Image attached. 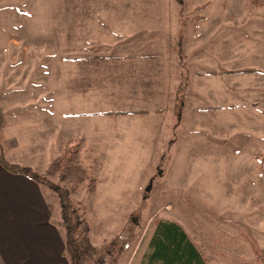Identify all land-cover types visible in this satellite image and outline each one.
Instances as JSON below:
<instances>
[{
  "label": "rangeland",
  "instance_id": "rangeland-1",
  "mask_svg": "<svg viewBox=\"0 0 264 264\" xmlns=\"http://www.w3.org/2000/svg\"><path fill=\"white\" fill-rule=\"evenodd\" d=\"M107 21L132 34L108 31ZM145 25L155 31H135ZM115 39L150 40L158 51L172 50L174 41L183 56L171 66L180 75H169L167 95L151 97L152 106L157 101L167 108L161 115L91 117L88 124L86 116L72 113L126 106L129 91L121 76L106 81L96 75L119 73L127 62L83 58L105 52L104 43ZM235 68L256 72L218 74ZM81 75H88L87 90ZM96 84H105L104 94L98 95ZM53 111L58 130L40 139L34 152L27 144L36 130L32 124L38 114L43 123L44 113ZM159 119L162 125L155 126ZM0 123L5 149L16 138L20 153L46 170L39 179L56 224L57 187L79 203L94 245L118 233L128 217L125 230L137 224L114 264H126L130 255L138 264L139 236L150 232L155 217L180 220L206 264L254 262L247 238L264 248V5L0 0ZM66 147L75 155L61 177L56 157Z\"/></svg>",
  "mask_w": 264,
  "mask_h": 264
},
{
  "label": "crops",
  "instance_id": "crops-1",
  "mask_svg": "<svg viewBox=\"0 0 264 264\" xmlns=\"http://www.w3.org/2000/svg\"><path fill=\"white\" fill-rule=\"evenodd\" d=\"M142 13L146 15L147 11L141 9L140 14ZM105 24L109 28L108 31L132 34V32H127L126 29L111 27L108 21ZM149 27L152 26H140L135 29V31H155L153 28ZM175 39L176 36H173V40ZM104 44V48H106L105 52L92 54L91 56L86 54L83 58L93 59V57H96L97 59L104 58L105 60L112 62L115 60H120L125 63L127 62L123 65V70L119 73L106 72V74H104L105 78L102 75H96L97 80L105 79L106 81L112 76H116L114 78L115 80L118 79V76H121V80L124 81L123 84L125 83V87L129 91V93L126 92L124 98L126 106L111 111L92 109L85 110L87 112L72 113L70 110L61 114L71 115L70 113H72L79 116H86V121L89 124L92 118L97 119L101 116L119 118L126 115H136L147 118L150 113H158L160 115L164 113V109L166 110L167 108L157 106L160 105L157 101V107L152 106L153 103L151 97L153 93L157 95H167L169 92V75H180L172 69L171 62L175 57L182 58L183 55H180L181 48L177 49V44L174 41H171L168 46L171 47L172 50L158 51V45L145 39H115ZM110 48L114 50L109 51L111 50ZM183 54L186 55L185 53ZM244 69H224L220 70L218 74L235 75L256 72H250L247 70L242 71ZM191 75L215 74L210 73V71L205 73L194 71ZM81 77L86 83V90L89 89L88 75H81ZM109 84H113V82L110 81ZM104 86L105 84L100 86L99 84H96L98 95L105 93L106 89H104ZM131 94L134 95L133 98L130 97ZM146 103L149 105L148 107L145 106ZM44 115V121L41 123L38 114V120L35 125L34 123L32 124V127H35L36 130H33V135L30 138V141L29 138L27 141V144L31 146L32 150L34 149V152H39V147L42 146L40 142L41 140L44 142L47 135L49 136L58 130L57 124L59 119L56 111L46 112ZM61 122L64 124L63 120ZM156 122L157 123L154 124L155 126L157 124L162 125L160 119ZM40 126L44 131H41ZM3 129L4 126L0 127V144L3 148L5 159L7 155H10L9 152L11 151V162L7 160L9 163L29 168L38 174L46 171L45 169L41 171L40 168L38 170V168L34 166L36 161L34 157L20 153L19 149H17V146L20 143L18 144L19 140L17 141L16 138L12 137V139H10L12 144H9L7 147L8 150H6L3 144ZM93 142H95L94 138L88 143ZM34 168L37 170H33ZM47 202L46 194L42 190V186L39 182L21 174L10 173L0 166V264H68V259L63 254V234L58 227V224L51 220ZM164 219L179 224L186 232L191 242L200 251L188 235L182 223L179 222L180 220L170 218ZM150 232L148 234L145 232L141 233L139 236L140 241L138 246H143V251L140 253L141 257L138 264H147V255L151 252L150 246H148ZM111 236L103 239L102 242H106ZM129 257L130 258L126 264H131L134 259L133 255H130Z\"/></svg>",
  "mask_w": 264,
  "mask_h": 264
},
{
  "label": "trees",
  "instance_id": "trees-1",
  "mask_svg": "<svg viewBox=\"0 0 264 264\" xmlns=\"http://www.w3.org/2000/svg\"><path fill=\"white\" fill-rule=\"evenodd\" d=\"M255 6L264 5V1L253 0ZM93 59H97L93 57ZM181 87H178L176 97L180 106L183 97ZM1 125V123H0ZM1 127V126H0ZM75 146L72 147L74 149ZM69 147L63 149L56 157V162L61 166L60 176L63 177L69 164L75 155V150ZM260 165L264 170V159H260ZM0 166L6 171L21 174L40 182V174L29 168L9 163L4 156L0 144ZM47 187V186H46ZM47 190L49 191L48 187ZM58 202L57 224L63 234V254L68 259V264H114L120 253L127 248L133 236L132 227L137 224L130 222L125 230L124 226L130 221L126 218L119 232L112 236L100 246L93 245L88 237V222L85 217L81 219L79 203L73 202L67 192L62 188H55ZM152 230L149 235L148 246L151 252L147 255V264H206L201 251L191 242L183 228L176 222L161 218H154L151 221ZM82 229V235L77 232ZM251 252L254 255V262H243V264H264V248L259 247L253 240L247 238Z\"/></svg>",
  "mask_w": 264,
  "mask_h": 264
}]
</instances>
